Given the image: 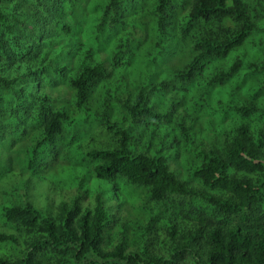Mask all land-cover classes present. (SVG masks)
<instances>
[{"label": "clouds", "instance_id": "clouds-1", "mask_svg": "<svg viewBox=\"0 0 264 264\" xmlns=\"http://www.w3.org/2000/svg\"><path fill=\"white\" fill-rule=\"evenodd\" d=\"M0 264H264V0H0Z\"/></svg>", "mask_w": 264, "mask_h": 264}]
</instances>
